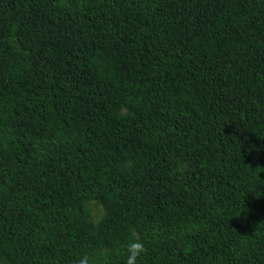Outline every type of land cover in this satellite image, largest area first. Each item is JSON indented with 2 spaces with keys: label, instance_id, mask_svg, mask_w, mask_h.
<instances>
[{
  "label": "trees",
  "instance_id": "obj_1",
  "mask_svg": "<svg viewBox=\"0 0 264 264\" xmlns=\"http://www.w3.org/2000/svg\"><path fill=\"white\" fill-rule=\"evenodd\" d=\"M264 264V0H0V264Z\"/></svg>",
  "mask_w": 264,
  "mask_h": 264
},
{
  "label": "clouds",
  "instance_id": "obj_2",
  "mask_svg": "<svg viewBox=\"0 0 264 264\" xmlns=\"http://www.w3.org/2000/svg\"><path fill=\"white\" fill-rule=\"evenodd\" d=\"M144 245L139 239H133L126 245V258L124 264H138V258L144 252ZM74 264H90L88 256L79 257Z\"/></svg>",
  "mask_w": 264,
  "mask_h": 264
}]
</instances>
